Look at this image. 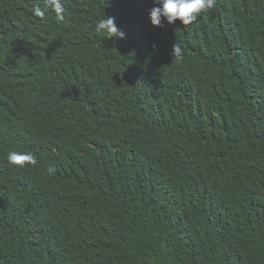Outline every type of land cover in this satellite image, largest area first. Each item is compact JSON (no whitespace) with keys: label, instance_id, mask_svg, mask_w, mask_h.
<instances>
[{"label":"trees","instance_id":"1","mask_svg":"<svg viewBox=\"0 0 264 264\" xmlns=\"http://www.w3.org/2000/svg\"><path fill=\"white\" fill-rule=\"evenodd\" d=\"M59 2L0 0V264H264V0Z\"/></svg>","mask_w":264,"mask_h":264},{"label":"clouds","instance_id":"2","mask_svg":"<svg viewBox=\"0 0 264 264\" xmlns=\"http://www.w3.org/2000/svg\"><path fill=\"white\" fill-rule=\"evenodd\" d=\"M55 8L58 13L57 20L63 21V8L59 0H54ZM216 4V0H153V7L149 13V21L153 27H161L162 21L168 25L179 21L182 25L193 24L199 15L207 10L212 9ZM36 15H42L39 9L34 10ZM94 30L97 33L107 34L108 39L115 37L116 39H123L125 33L120 31L115 24L114 17H105L99 19L94 25ZM155 48V45H153ZM172 57L180 60L183 58L182 49L180 45L174 44L172 48ZM9 163L23 166L25 164H36V158L29 153H21L11 151L7 155ZM49 173L55 171L54 168L49 167Z\"/></svg>","mask_w":264,"mask_h":264}]
</instances>
